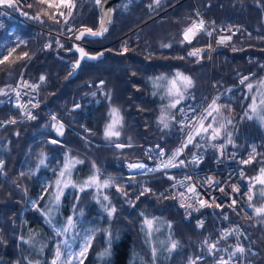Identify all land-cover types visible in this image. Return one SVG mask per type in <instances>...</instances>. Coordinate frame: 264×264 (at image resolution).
<instances>
[{"label":"trees","instance_id":"trees-1","mask_svg":"<svg viewBox=\"0 0 264 264\" xmlns=\"http://www.w3.org/2000/svg\"><path fill=\"white\" fill-rule=\"evenodd\" d=\"M29 1L32 7L21 10L28 13L25 17L59 28L61 22L54 23L46 16H41L43 22L32 19L47 6ZM73 2V14L68 18L73 24L71 33L76 36L82 29L96 28L100 18L96 0ZM110 8L107 30L85 38L87 50L102 51V55L96 61H83L72 78L68 75L76 54L67 51L71 41L62 39L63 44L58 45L51 36V46L45 48L41 44L45 31L19 19H9L0 28V58L13 47L16 53L12 59L28 53L11 65H0V121H4L0 126V264H52L58 245L66 251L62 241L68 240L76 249L90 234L91 246L73 264L80 260L82 264L215 261L217 254L209 252L207 241L218 234V218L209 216L204 223L185 219L183 208L161 191L175 171L129 173L124 161L145 158L146 145L174 146L183 133L180 109L186 105L198 108L217 97L223 106L218 120L225 124L219 138L240 152L245 169L242 181L252 196L250 214L230 211L229 216L247 231L243 243L250 247L248 257L264 264V216L254 212L255 207L264 206V186L255 179L264 168V121L250 110L252 97L264 94V0H159L158 4L154 0H116ZM197 10L216 25L242 27L231 41L216 45L214 50L205 32L191 44L181 43L182 30ZM197 48L203 49L200 56L188 55ZM177 72L190 77L193 87L172 110L165 128L159 122L160 110L174 99L167 96L166 87ZM245 72L252 75L239 83L238 76ZM21 75L36 82L35 119L21 118L15 103L14 86ZM113 107L120 110L122 127L120 137L109 140L104 131ZM13 120L15 123L10 122ZM59 124H63V135L53 127ZM116 143L125 147L117 148ZM187 150L204 153L202 166L212 161L207 137L197 138ZM66 157L83 163L72 171L77 187L64 188L57 204L53 199L55 181ZM250 158L251 163H243ZM93 174L101 181L112 178V185L99 192L95 188L80 191ZM145 185L156 190L144 192ZM106 207L115 208L112 217ZM69 217L75 228L58 235ZM146 219L153 222L151 236ZM172 241L177 247L169 252ZM152 247L157 249L155 261ZM106 249L110 254L101 257Z\"/></svg>","mask_w":264,"mask_h":264},{"label":"built area","instance_id":"built-area-1","mask_svg":"<svg viewBox=\"0 0 264 264\" xmlns=\"http://www.w3.org/2000/svg\"><path fill=\"white\" fill-rule=\"evenodd\" d=\"M27 4H30L29 0H24V4L19 7L0 5V28L9 19H19L45 31L46 35L41 43L45 48L51 46V36L56 37L58 45L63 44L62 39H67L71 42L78 41L84 47L89 46L85 39H75V35L71 33L72 30L69 31V29H73V24L68 20L67 23H64L63 17L59 18L61 22L59 28L39 25L29 20L21 11L27 8L25 6ZM60 10L65 11L63 8ZM53 11H55V9ZM199 20L205 22L206 31L201 32H205L206 34L207 32L212 33L210 36L212 50L218 45L217 41L220 37L227 35H232L233 37L242 27L238 25H216L209 21L203 13L197 10L195 18L184 30L190 26L193 21ZM229 29L231 31H229ZM251 75V72L240 74L238 76V82L241 83L244 77L249 78ZM35 85L36 82L21 75L14 86L15 103L19 109L20 117L23 119L29 118V113L33 115V105L36 101V94L34 92ZM17 93H19V96H17ZM208 104L209 101L198 108L186 105V107L183 108V112H181L182 121H184L185 115L189 117L193 115L191 109H196L197 113H199V111H202ZM3 124L4 121H0V126ZM186 133L187 129H183L180 139L170 148L146 145L145 158L125 159L124 166L127 172L148 174L163 170L175 171L167 184L163 185L161 191L169 193L175 199L177 205L183 208L184 218L194 219L196 223H204L209 216H216L220 222L218 234L207 241V247L211 244L216 245V249L213 251L217 254L216 260L209 264H219L222 257L225 260H229V256L235 251L238 245L243 247L245 251L243 253H236L232 256L231 260H229V264H256V262L247 255V250L250 247L243 243V241L248 238L244 225L239 220L231 219L229 216L230 211L238 215L250 214L248 205L250 203L249 196L251 195V191L250 187L242 181L245 169L240 163L241 155L238 149L226 146L223 140L217 138L216 140H210L213 154L212 161L208 165H201L204 159V153H189L187 148H185L175 161L177 164L176 167L149 171V169L157 168L162 159L166 160L181 146L186 138ZM161 149H163L165 153L163 157L159 155ZM181 160L184 161L183 165L179 163ZM137 163H143L147 167L145 169L129 168V164ZM191 187L195 188V195L189 191ZM146 188L152 191L156 190L151 185H145V189ZM234 188L238 189V191H234ZM181 193L184 195L181 196ZM200 200L205 202L204 206H201ZM233 201H235V203H233ZM229 232L231 233L230 235H225ZM201 256L202 255L196 256V259Z\"/></svg>","mask_w":264,"mask_h":264},{"label":"snow or ice","instance_id":"snow-or-ice-1","mask_svg":"<svg viewBox=\"0 0 264 264\" xmlns=\"http://www.w3.org/2000/svg\"><path fill=\"white\" fill-rule=\"evenodd\" d=\"M37 2L40 5H46V9L43 10L40 14L31 17L35 20H41V16H46L49 20H52L54 23H60V17L64 18V23H67V20L69 17L72 16L73 12L72 10L75 7V4L73 0H37ZM155 3H159V0H154ZM96 3L99 5L101 4V0H96ZM24 4V0H0V5H7L9 7H19L20 5ZM26 7H32L31 4L25 5ZM151 7V5H150ZM63 8L67 10V14L65 15V11H61L60 9ZM55 9V11H49ZM25 16L28 15V13H23ZM105 15H110V13H105ZM41 22H43L41 20ZM72 29H69L71 31ZM107 29L103 26V22L101 25L100 31H93L91 28H85L82 31L79 32L78 35H76L75 39L80 40L83 38L86 34L92 35V36H99L102 35L104 31ZM201 31H206L205 29V22L203 20L199 21H193V23L188 26L184 32H183V40L181 43H188L191 44L193 40L197 37V35ZM229 31H231L229 29ZM209 36H211V32H207ZM234 34V33H233ZM232 35L222 36L217 41L218 44H227L229 41H231ZM164 47H170V45H164ZM211 47V45H209ZM80 53V59L90 58V59H96L95 56H89V53L86 52L83 48L78 47L76 49ZM203 49H194L193 51H190L188 53L189 56H200ZM16 53V47L11 48L7 51L6 55H3L2 58H0V65H4L5 63H8L11 65L12 63H15L17 60L23 59L28 56V53L24 52L17 56H15L14 59L13 55ZM80 60H77L76 63L73 65V70L75 68L79 67ZM71 74V73H70ZM157 79H166L164 77H158ZM248 77H244L241 80V83H244ZM44 80V77H41V81ZM193 87V81L190 77L183 75L182 73L177 72L175 74V77L171 80L167 81V87H166V94L167 96L174 98L173 101L167 106L168 108L175 109L177 108V105L181 103V101L185 98V92ZM261 87H264V83H262ZM247 88L249 91L253 89V85L251 83L247 84ZM0 93H2V90H0ZM17 96H19V93H17ZM219 97L214 98L211 103L207 105V107L203 108L202 111H199L197 113L196 109H191L193 115L191 117L185 115L184 121H182V130L187 129L186 138L184 142L181 144V146L172 153L170 157H168L166 160L162 159L155 169H149V171H157L160 169H167L170 167H176L177 164L175 161L177 160V157H179L183 150L188 147V145L194 144V142L197 140V138L204 139L207 137L209 140H216L221 135V130L224 129L225 124L220 123L218 120V117H221V108L223 106L219 105L217 103V100ZM251 112L259 118L261 121H264V94H261L259 98L257 96L252 97V103L250 105ZM181 112H183V109H180ZM110 122L105 126L104 136L106 139L111 140L112 138H119L121 135L120 127H122V116L120 114V110L116 107L111 108L110 113ZM28 117L30 119H35V116H32L30 113L28 114ZM249 119H252V116L248 117ZM56 117H53V120H55ZM174 119V117H173ZM169 118L168 115L163 113L159 118V122L163 124L165 128L169 127ZM11 123H15V120L10 121ZM230 123V121H228ZM218 125V126H217ZM53 127L56 129L58 135H63V124L53 125ZM55 143V141H52ZM231 142V141H229ZM115 146L117 148H123L125 145H122L120 143H116ZM131 147V145H128ZM195 146L199 147V144H196ZM43 155V154H42ZM161 157L165 155L164 150H160ZM83 163L82 161L71 159L66 157L65 163L63 165L62 170L59 173V178L55 181V187L56 191L53 193V199L58 204L60 201V197L63 194L64 188H67L69 186L75 188L77 187L76 183L71 179L72 177V171L75 168L77 164ZM180 165H183L184 161L179 162ZM243 163H251V158L247 161H243ZM40 164H44V159L40 160ZM0 167H2V162H0ZM95 167V166H94ZM147 166L143 163H137V164H129L130 169H145ZM98 173V170H97ZM66 178V179H65ZM256 181L264 186V168L261 169V174L257 176ZM113 181L112 178L105 179L103 181L100 180L98 174H93L88 179H86L83 184L80 186V191H85L87 188H95L98 192L101 189L108 188L112 185ZM234 191H238V189L234 188ZM150 189H144V192H148ZM189 191H191L194 195L196 194V190L194 187L189 188ZM251 191V189H250ZM143 194V193H141ZM264 195V192L261 193ZM184 194L181 193V196ZM103 199L105 201L108 200L107 196H104ZM252 200V196H249V201ZM201 206H204L205 202L203 200L199 201ZM235 203V201H233ZM183 206V205H182ZM251 206V205H250ZM105 211L107 212L109 217H112V215L115 212V208H105ZM254 212L258 216H264V206L261 207H255ZM145 225L147 226V234L151 236V233L153 231V222L151 220L146 219ZM75 228V224L73 222L72 217H69L67 220V225L63 227L59 232L58 235L69 233L72 229ZM93 233L96 230H92ZM231 233H226L225 235H230ZM93 239V235H88L85 241V244L83 248H81L79 253L72 252L71 244L68 242V240L62 241L63 247L67 250V258L62 260V256L65 254L61 251L60 245L57 246L55 258L52 261V264H73L74 260H78L79 257H83L88 248L91 246V242ZM111 242V236L109 243ZM163 243V242H161ZM177 247V242L172 241L170 244V247L168 248V251L171 252ZM209 252H212L216 249L215 244H211L208 246ZM245 250L243 247H240L239 245L236 247L235 251L229 256V260H231V257L234 256L236 253H243ZM110 252L108 249H106L104 252L100 253V256H106L109 255ZM157 256V249L156 247H152V258L153 261H155ZM229 260H225L223 257L220 259L219 264H229ZM79 264H82V260L79 261ZM191 264H195V261H192Z\"/></svg>","mask_w":264,"mask_h":264},{"label":"water","instance_id":"water-1","mask_svg":"<svg viewBox=\"0 0 264 264\" xmlns=\"http://www.w3.org/2000/svg\"><path fill=\"white\" fill-rule=\"evenodd\" d=\"M116 0H101V4H99V10H100V18H99V22H98V25L96 28H91L93 31H100L101 30V25H102V22H103V26L106 28V26L111 22L110 18H109V15H105V13H110L111 12V8H110V5ZM83 30V29H82ZM80 30V31H82ZM78 31L76 33V35L79 34ZM76 37V36H75ZM88 37H95V36H92V35H89V34H86L83 38H81L80 40H84L85 38H88ZM80 47V48H83L86 52L89 53V56H95L97 57L96 59H90V58H85V59H80V53L78 51H76V49ZM69 52H75L76 54V59H75V62L74 64L76 63L77 60H80V63H79V67L81 65V63L83 61H96L101 55H102V51H99V52H96V53H91L87 50L86 47H84L83 45H81L78 41H73L70 45V47L68 48ZM79 67L75 68V70L72 69V71L69 73L68 77L69 78H72L74 77L78 70H79Z\"/></svg>","mask_w":264,"mask_h":264},{"label":"rangeland","instance_id":"rangeland-1","mask_svg":"<svg viewBox=\"0 0 264 264\" xmlns=\"http://www.w3.org/2000/svg\"><path fill=\"white\" fill-rule=\"evenodd\" d=\"M172 101H173V100H172ZM172 101H170V103H171ZM170 103L163 105V106L161 107V110H160L161 115H162V110H163V113L167 114V115H168V118H169V116H170V113H171L172 110H173V109L167 107ZM161 115H160V116H161ZM109 122H110V119H109L108 123H109ZM108 123H107V124H108ZM208 140H209V139H208ZM252 149H254V147H252ZM85 241H86V239L81 240V243L79 244V246H78L76 249H73L72 246H71L72 252H74V253H79L80 250H81V248H83V246H84V244H85ZM70 244H72V243H70ZM64 254H65V255L62 256V260H64V259L67 258V250L64 252ZM80 258H81V257H79L78 259H80ZM74 261H76V260H74ZM74 261H73V262H74Z\"/></svg>","mask_w":264,"mask_h":264},{"label":"bare ground","instance_id":"bare-ground-1","mask_svg":"<svg viewBox=\"0 0 264 264\" xmlns=\"http://www.w3.org/2000/svg\"><path fill=\"white\" fill-rule=\"evenodd\" d=\"M211 261V260H210Z\"/></svg>","mask_w":264,"mask_h":264}]
</instances>
